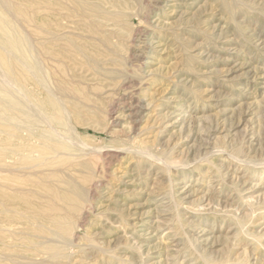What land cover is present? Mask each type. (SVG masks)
I'll use <instances>...</instances> for the list:
<instances>
[{
    "label": "rangeland",
    "instance_id": "obj_1",
    "mask_svg": "<svg viewBox=\"0 0 264 264\" xmlns=\"http://www.w3.org/2000/svg\"><path fill=\"white\" fill-rule=\"evenodd\" d=\"M0 15L43 66L23 89L54 93L67 126L28 108L70 146L24 163L0 119V264H264V0H0ZM49 206L73 234L47 231Z\"/></svg>",
    "mask_w": 264,
    "mask_h": 264
},
{
    "label": "bare ground",
    "instance_id": "obj_2",
    "mask_svg": "<svg viewBox=\"0 0 264 264\" xmlns=\"http://www.w3.org/2000/svg\"><path fill=\"white\" fill-rule=\"evenodd\" d=\"M30 41L28 39H26L25 37H23L18 32L16 27L13 24H11V22L5 16L0 15V47L7 53L5 58L4 57H0V62L4 65V67L7 70L11 71V73L13 74V79H12L13 82L16 85H18L20 88L22 86H24L23 85V78L26 77V78H24V80L25 81L27 80L26 72H28L30 74V76L33 79L37 80L39 83L43 84L45 82L43 66L40 63L38 55L35 53V47L36 46H34V42L32 43ZM0 70H2V69H0ZM19 73L24 74L25 76H23L22 78L21 77L19 78V76H17V74H19ZM11 83H12V81H11ZM15 84H14V86H15ZM0 85H1V83H0ZM11 85H13V84H11ZM2 86L4 88L5 85L3 84V85H1V87ZM1 87H0V89H1ZM5 87H7V85ZM15 88H18V87H15ZM6 89H8V88H5L4 90H2L0 92L1 93L0 94V119H2L3 121H6V122H10L11 121V153L13 155L17 156L18 159L23 161L24 163L29 162V160L33 159V158L42 159V161L40 163H38L37 166L48 165L49 163L54 162L55 161L54 159L59 158L60 155L62 154V152L64 150L68 149L70 146L66 142H64V141H62L60 139V136L63 135V134H61L60 131L59 132H60L61 135L58 138L56 136L58 131H56V134H55V132H53L54 130H53L52 127H51V130H48V129L42 127L39 124L38 118L36 116L37 113L34 114L29 109L30 107L28 106L27 103L30 100H35L37 102V104H38L37 107H39L41 109L46 108L47 106H49L52 109V113H50L49 116H48L49 121L54 126H56L58 128H66V126H67V115L65 114V112L63 110L64 107L62 108V105L60 104L57 96L54 93L49 91L47 93L48 94L47 97H45V98H41V97L36 98V97H34V95L29 90H27L26 88L23 89V87H22V90H24V96H25L24 98H26L25 100H22V99H20V97L17 96V94H15L12 91L10 93V91L6 90ZM53 90H54V88H53ZM55 91L56 90H54V92ZM61 97L63 98V96H61ZM29 105H32V104H29ZM44 117H46V116H44ZM42 121H44V118H43ZM50 122H49V124H50ZM69 131H70V129H69ZM69 143H71V142H69ZM84 152L86 153L87 151L84 150ZM77 153H79V152H77ZM66 154H67V152H66ZM69 154H68V156H69ZM74 155H75V153H74ZM84 155L87 156L86 154H84ZM85 156H83V157H85ZM88 164H89V162H88ZM27 167L29 168L31 166H27ZM51 168H53V167H51ZM55 169H58V167L55 168ZM50 171H52V170H50ZM33 172H34V175H36L35 171H33ZM52 175H53V173H52ZM70 193H71L70 196H69L70 198L76 196V197H78L80 199H81V197L84 194V192H83V190H81V188H77V187H74V186L73 187L71 186ZM53 195H55V194H53ZM86 195H87V198H88L89 195L88 194H86ZM70 198H69V200H70ZM83 199L85 200V198H83ZM70 204H72V202ZM73 205H76V204H73ZM76 206H78V205H76ZM81 207H83V206H81ZM81 210H82V208H81ZM56 213H57V210L54 209L53 207L51 208L50 206L48 207L47 210H41L40 211V215H39L40 218L43 219V221H45L47 224H49V227L47 228V231L50 234H55V237L60 235V234L62 236L63 235L66 236V235L73 234L75 232L74 231L75 229L74 230L72 229V227H74V226L70 225L71 221L69 223V221H65V219L63 220L62 218L57 217ZM62 215H61V217H62ZM38 223L39 222H37V224ZM11 233L13 234V231ZM59 237H56V238H59ZM51 238H50L49 241H52V243H49L47 245H43V246H40V247H42V252H44V253H46V254H48L50 256L49 259L52 258L55 261V259H60V258L64 257V255H65V247H63L62 245H60L57 242H54L55 240H52ZM69 242H71V241H69ZM65 244H66V242L64 243V245ZM92 244H94V243H92ZM70 246H72V245L70 244ZM100 250H102V248ZM72 251H74V250H72ZM103 252H104V250H103ZM41 260L43 261L44 259H41ZM41 260H39V261H40L41 264H43L44 262H42ZM46 260H48V259H46ZM32 261H34V260H32ZM63 261H61V262H63ZM67 262H68V260L66 261V263ZM33 263L34 264H38L39 262L37 261L36 263L35 262H33ZM57 263H55V264H57ZM30 264H32V263L30 262ZM61 264H64V262L61 263Z\"/></svg>",
    "mask_w": 264,
    "mask_h": 264
}]
</instances>
